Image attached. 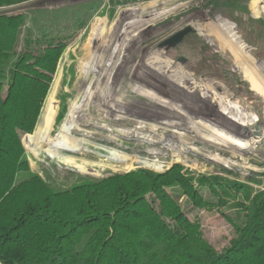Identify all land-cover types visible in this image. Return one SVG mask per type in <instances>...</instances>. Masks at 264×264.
<instances>
[{
  "label": "rangeland",
  "instance_id": "obj_1",
  "mask_svg": "<svg viewBox=\"0 0 264 264\" xmlns=\"http://www.w3.org/2000/svg\"><path fill=\"white\" fill-rule=\"evenodd\" d=\"M0 14L25 16L19 51L28 33L66 45L18 182L37 174L62 191L179 167L264 190V0H32ZM196 186L209 206L175 198L200 225L195 245L222 252L242 197L222 206Z\"/></svg>",
  "mask_w": 264,
  "mask_h": 264
},
{
  "label": "trees",
  "instance_id": "obj_2",
  "mask_svg": "<svg viewBox=\"0 0 264 264\" xmlns=\"http://www.w3.org/2000/svg\"><path fill=\"white\" fill-rule=\"evenodd\" d=\"M29 1L0 0V9ZM24 27L23 14H0V263L264 264V190L235 181L195 183L179 167L139 169L62 191L37 174L18 182L30 172L23 136L36 129L66 48L28 33L19 51ZM196 185L222 206L242 197L234 206L243 219L222 252L195 245L200 225L175 198L209 206Z\"/></svg>",
  "mask_w": 264,
  "mask_h": 264
},
{
  "label": "water",
  "instance_id": "obj_3",
  "mask_svg": "<svg viewBox=\"0 0 264 264\" xmlns=\"http://www.w3.org/2000/svg\"><path fill=\"white\" fill-rule=\"evenodd\" d=\"M189 32V29L183 30L181 32H179L178 34H176L175 36H173L172 38H170L165 45L168 46L169 48H174L177 46V44H179L182 39L185 37V35Z\"/></svg>",
  "mask_w": 264,
  "mask_h": 264
}]
</instances>
